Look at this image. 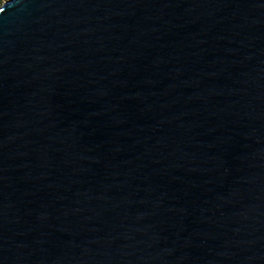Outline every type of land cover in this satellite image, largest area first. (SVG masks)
<instances>
[{"label":"water","instance_id":"1","mask_svg":"<svg viewBox=\"0 0 264 264\" xmlns=\"http://www.w3.org/2000/svg\"><path fill=\"white\" fill-rule=\"evenodd\" d=\"M0 264H264V0L5 2Z\"/></svg>","mask_w":264,"mask_h":264},{"label":"rangeland","instance_id":"2","mask_svg":"<svg viewBox=\"0 0 264 264\" xmlns=\"http://www.w3.org/2000/svg\"><path fill=\"white\" fill-rule=\"evenodd\" d=\"M8 0H0V8L3 6V4L5 3V2H7Z\"/></svg>","mask_w":264,"mask_h":264}]
</instances>
